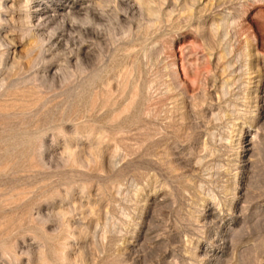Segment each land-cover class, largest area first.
<instances>
[{
  "label": "rangeland",
  "instance_id": "374dc122",
  "mask_svg": "<svg viewBox=\"0 0 264 264\" xmlns=\"http://www.w3.org/2000/svg\"><path fill=\"white\" fill-rule=\"evenodd\" d=\"M0 264H264V0H0Z\"/></svg>",
  "mask_w": 264,
  "mask_h": 264
}]
</instances>
